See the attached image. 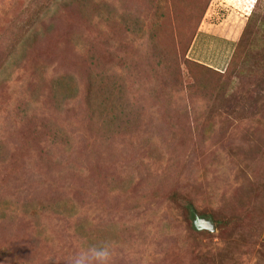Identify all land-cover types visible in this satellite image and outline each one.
I'll return each mask as SVG.
<instances>
[{
	"label": "rangeland",
	"instance_id": "374dc122",
	"mask_svg": "<svg viewBox=\"0 0 264 264\" xmlns=\"http://www.w3.org/2000/svg\"><path fill=\"white\" fill-rule=\"evenodd\" d=\"M105 243L264 264V0H0V264Z\"/></svg>",
	"mask_w": 264,
	"mask_h": 264
},
{
	"label": "clouds",
	"instance_id": "9594fccd",
	"mask_svg": "<svg viewBox=\"0 0 264 264\" xmlns=\"http://www.w3.org/2000/svg\"><path fill=\"white\" fill-rule=\"evenodd\" d=\"M112 249L107 243L83 247L74 254L68 264H111Z\"/></svg>",
	"mask_w": 264,
	"mask_h": 264
},
{
	"label": "water",
	"instance_id": "95a60500",
	"mask_svg": "<svg viewBox=\"0 0 264 264\" xmlns=\"http://www.w3.org/2000/svg\"><path fill=\"white\" fill-rule=\"evenodd\" d=\"M197 230H205L209 232H215V226L210 220L196 219Z\"/></svg>",
	"mask_w": 264,
	"mask_h": 264
}]
</instances>
